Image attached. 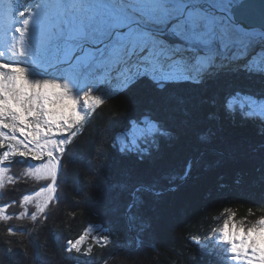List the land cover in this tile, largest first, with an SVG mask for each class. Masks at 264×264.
I'll use <instances>...</instances> for the list:
<instances>
[{
	"label": "trees",
	"instance_id": "16d2710c",
	"mask_svg": "<svg viewBox=\"0 0 264 264\" xmlns=\"http://www.w3.org/2000/svg\"><path fill=\"white\" fill-rule=\"evenodd\" d=\"M28 3L5 0L17 20ZM237 88L264 96V75L226 70L199 84L169 82L163 90L143 79L107 100L68 146L58 175L59 202L49 207L47 219L15 218L24 209L12 202L45 183L24 177L33 162L17 157L12 172L18 182L0 188V206L7 204L13 215L0 221V255L18 257L11 264H218L204 247H212L213 230L227 211L237 219L264 215V117L224 108L225 94ZM144 112L156 114L171 136L143 161L118 154L113 136L126 119ZM137 184H154L161 194L143 193L137 219L130 220L124 209ZM85 230L107 234L110 242L101 247L89 239V255L66 252V242Z\"/></svg>",
	"mask_w": 264,
	"mask_h": 264
},
{
	"label": "snow or ice",
	"instance_id": "6c2138e0",
	"mask_svg": "<svg viewBox=\"0 0 264 264\" xmlns=\"http://www.w3.org/2000/svg\"><path fill=\"white\" fill-rule=\"evenodd\" d=\"M76 0H38L19 11L17 20L9 11L0 24L5 35H11V51L26 58L25 43L32 56H41L46 45H55L64 38L66 29L75 25L87 28L84 10L73 7ZM123 2V0H121ZM165 5V14L175 13L165 21L168 39H156L151 32L136 33L120 26L112 30L109 41L112 52L119 57L115 68L123 76L110 78L114 87L103 82L93 87L87 83L81 90L73 88L69 80H76L91 71L83 66L64 61L68 77L38 80L32 76V65L0 60V188L15 185L17 174L12 172L17 157L32 161L23 172L24 177L45 183L34 195H24L18 203L24 210L16 219L28 216L33 222L47 219L50 206L59 202L58 175L62 158L69 145L83 134L109 99L123 95L132 84L143 79L158 84L163 90L174 79L203 83L226 70L244 71L250 75H264V0H156ZM258 3L261 22L241 27L235 23L233 9L239 5ZM103 47V46H101ZM115 68L113 70H115ZM118 81V82H117ZM224 108L246 117H264V96H256L240 89L229 91L223 98ZM79 129V131H77ZM171 136V131L152 112H144L126 119L122 129L112 138V149L120 155H135L140 161L158 150L160 140ZM191 165L186 167V178ZM11 173V174H10ZM127 185H120L121 190ZM175 190V186H170ZM160 195L154 184H137L129 193L124 209L130 220L137 219L136 210L144 201L143 193ZM34 205L29 212L28 206ZM9 206L0 207V221H10ZM7 231L11 234L13 229ZM214 239L223 246L220 264H264V215L256 219H237L234 211L213 230ZM93 244L107 246V234L91 235L89 230L76 239H69L66 252L89 255Z\"/></svg>",
	"mask_w": 264,
	"mask_h": 264
},
{
	"label": "rangeland",
	"instance_id": "374dc122",
	"mask_svg": "<svg viewBox=\"0 0 264 264\" xmlns=\"http://www.w3.org/2000/svg\"><path fill=\"white\" fill-rule=\"evenodd\" d=\"M73 7L77 10H84L86 29L79 25L66 29L64 38L55 45H46L41 56H32L31 46L26 42V58L19 57L11 51V35H5L0 30V59L13 60L12 62L26 63L32 65V67L48 70L58 64H64V61L69 60L70 57L72 58L85 44L98 46L109 41L112 30L120 26L129 28V31L136 33L147 30L156 39H168L171 33L167 31L165 21L172 15H178L181 8L180 5H168V7H175L177 11L165 14L163 11L165 5L156 2V0H123V2L121 0H76ZM9 11L12 13L11 8L5 5V0H0V24L7 20ZM118 60L119 57L112 52L110 44L103 46L100 50L87 49L74 64L83 66L87 63L91 71L86 74V79L82 75L76 80H69V83L78 91L83 89L87 83H91L93 87H96L98 83L103 82L106 88L114 87L113 84L108 83L110 78L117 77L118 74L123 76V70L115 68ZM114 68L115 70H113ZM30 71L32 76L38 80L68 77V73L64 69L60 70L63 72L56 71L48 76L42 75L32 68ZM98 72L101 73L95 77V73ZM179 81L184 80L177 78L170 82ZM211 245L213 249L210 247V243L204 249L207 254L212 255L209 258L220 264L219 258L224 254L223 246L219 245L215 239ZM16 260H18V257L0 255V264H11L12 262L15 263Z\"/></svg>",
	"mask_w": 264,
	"mask_h": 264
},
{
	"label": "water",
	"instance_id": "95a60500",
	"mask_svg": "<svg viewBox=\"0 0 264 264\" xmlns=\"http://www.w3.org/2000/svg\"><path fill=\"white\" fill-rule=\"evenodd\" d=\"M253 6H256L258 8V10H260L261 6L258 3L239 5L236 8H234L233 12H234L235 23L236 24H240L242 27L245 26V25L259 24L261 22L262 17H261V15H257V14L254 13V10H253L254 7ZM249 14H252V16L254 18L248 17ZM106 42H108V41H106ZM106 42H103V43L99 44L98 46H92L90 44L83 45L82 48L73 55V57L71 59V63L74 64L75 61L80 56H82L86 52L87 49L100 50L102 48L101 46H104L106 44ZM3 61L12 62V61H9V60H3ZM32 69H34L35 71H37L38 73H40L42 75L48 76V75H50L53 72L65 69V65L64 64H58L55 67L50 68L48 70L39 69V68H36V67H32ZM132 231H133V229H132Z\"/></svg>",
	"mask_w": 264,
	"mask_h": 264
},
{
	"label": "bare ground",
	"instance_id": "6f19581e",
	"mask_svg": "<svg viewBox=\"0 0 264 264\" xmlns=\"http://www.w3.org/2000/svg\"><path fill=\"white\" fill-rule=\"evenodd\" d=\"M253 7H254V9H253V10H254V13L257 14V15H261V14H260V10H258V8H257L256 6H253ZM249 15H250V16H249ZM249 15H248V17H250V18H251V17L254 18V17L252 16V14H249ZM237 25H240V24H237ZM240 26H241V25H240ZM241 27H242V26H241Z\"/></svg>",
	"mask_w": 264,
	"mask_h": 264
}]
</instances>
